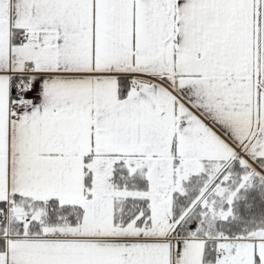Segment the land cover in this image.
<instances>
[{"label": "snow or ice", "instance_id": "1", "mask_svg": "<svg viewBox=\"0 0 264 264\" xmlns=\"http://www.w3.org/2000/svg\"><path fill=\"white\" fill-rule=\"evenodd\" d=\"M0 264H264V0H0Z\"/></svg>", "mask_w": 264, "mask_h": 264}]
</instances>
